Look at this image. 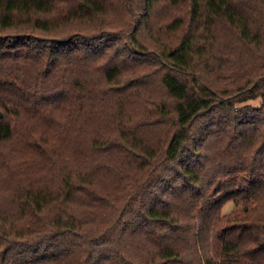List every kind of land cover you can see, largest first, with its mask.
<instances>
[{
  "label": "trees",
  "instance_id": "1",
  "mask_svg": "<svg viewBox=\"0 0 264 264\" xmlns=\"http://www.w3.org/2000/svg\"><path fill=\"white\" fill-rule=\"evenodd\" d=\"M0 111V264H264V0H0Z\"/></svg>",
  "mask_w": 264,
  "mask_h": 264
},
{
  "label": "rangeland",
  "instance_id": "2",
  "mask_svg": "<svg viewBox=\"0 0 264 264\" xmlns=\"http://www.w3.org/2000/svg\"><path fill=\"white\" fill-rule=\"evenodd\" d=\"M256 103L259 102V99L257 101H255ZM233 203L232 202H229L225 207H224V211H230L232 208H233Z\"/></svg>",
  "mask_w": 264,
  "mask_h": 264
},
{
  "label": "water",
  "instance_id": "3",
  "mask_svg": "<svg viewBox=\"0 0 264 264\" xmlns=\"http://www.w3.org/2000/svg\"><path fill=\"white\" fill-rule=\"evenodd\" d=\"M3 116V114H2V112L0 111V117H2Z\"/></svg>",
  "mask_w": 264,
  "mask_h": 264
}]
</instances>
